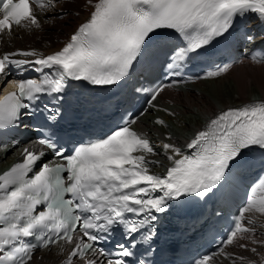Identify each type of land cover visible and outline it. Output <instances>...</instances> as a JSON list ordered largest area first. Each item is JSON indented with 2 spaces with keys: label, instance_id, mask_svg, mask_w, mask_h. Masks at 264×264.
<instances>
[{
  "label": "snow or ice",
  "instance_id": "obj_1",
  "mask_svg": "<svg viewBox=\"0 0 264 264\" xmlns=\"http://www.w3.org/2000/svg\"><path fill=\"white\" fill-rule=\"evenodd\" d=\"M59 3L0 0V35H11L14 26L42 30L39 17ZM87 6L88 17L61 49L47 55L34 49L0 55V81L13 70L17 77L29 70L41 74L39 78L13 77L4 84L5 88L16 84L18 91L0 95V134L19 128L26 117L40 118L43 113V123L35 129L41 132L37 142L52 153L45 161V151L25 147L22 161L0 174V264H30L38 247L47 249L60 241L72 245L63 264H157L146 259L155 252L156 214L166 213L171 201L190 196L226 203L232 170L247 163L248 150L264 153V102H259L220 112L186 145L177 146L169 134V142L159 145L171 162L164 175L150 171L159 162L147 157L156 156L158 146L132 127L139 116L127 120L120 116L121 122L110 134L66 155L60 146L59 124L67 112L64 93L69 81L110 87L126 82L135 66L156 62L163 75L174 78L173 83L151 90L148 104L156 108L153 102L165 88L191 79H185L189 65L230 45L240 20L256 14L264 22V0H87ZM246 39L254 42L251 35ZM229 70L228 65L216 67L199 78L220 77ZM134 91L147 89L141 86ZM47 96L52 99L44 102ZM159 110L176 116L167 108ZM154 123L169 128L165 119L156 118ZM183 148L192 151L185 153ZM57 158L62 162L57 163ZM259 183L264 184V178ZM252 210L264 214V198L256 202L246 196L217 252L196 264H207L234 242L260 255L257 247L237 240L238 233L248 234L241 238L264 246L255 227L241 223ZM127 214L139 218L130 219ZM116 227L122 229L124 239L109 252L101 244ZM225 255L232 264H264V255L259 261Z\"/></svg>",
  "mask_w": 264,
  "mask_h": 264
},
{
  "label": "bare ground",
  "instance_id": "obj_2",
  "mask_svg": "<svg viewBox=\"0 0 264 264\" xmlns=\"http://www.w3.org/2000/svg\"><path fill=\"white\" fill-rule=\"evenodd\" d=\"M91 11L87 6V0H60V3L53 11L41 15L42 30H25L14 26L11 35H0V55L16 50L34 49L45 55L61 49L68 41L69 35L86 20ZM79 13V15H77ZM251 35L254 42H249L246 37ZM234 39L241 44L242 48L250 49L260 42H264V22H261L256 14H250L240 20ZM32 59V58H26ZM250 65L251 68L242 66ZM166 95H170L168 98ZM167 98V99H166ZM264 102V66L252 65L250 63L235 66L228 73L220 77L193 84L184 89L164 90L153 103L157 108H167L176 113L175 117H169L166 112L161 111L160 115H150L153 108H149L146 114L134 126L140 134H146L151 142L157 147V155H148L147 158L157 160L159 166H153L150 171L163 174L171 164L159 147L161 141L169 142L166 138L169 134L173 136L177 146H183L184 142H190L194 134L202 130L211 119L217 114L229 108L242 107L248 103ZM189 116V117H188ZM156 118L165 119L169 128L154 123ZM19 149L11 148L6 156L0 154V171L8 167L7 163L18 161ZM183 151L185 148L182 149ZM141 153H136L140 155ZM246 220L252 221L249 227H255L256 235L264 239V214L252 210L246 214ZM248 235V234H246ZM241 237H237L239 241ZM242 244L249 247H257L260 255L253 254L247 249L233 245L228 247L211 264H232V260L226 257L225 253H233L236 257H245L249 260H260L264 255V246L252 245L249 240L244 239ZM234 246L236 250H234ZM59 247L56 245L49 250L40 253V261L34 259L30 264H54L59 258ZM237 264H242L237 261Z\"/></svg>",
  "mask_w": 264,
  "mask_h": 264
},
{
  "label": "rangeland",
  "instance_id": "obj_3",
  "mask_svg": "<svg viewBox=\"0 0 264 264\" xmlns=\"http://www.w3.org/2000/svg\"><path fill=\"white\" fill-rule=\"evenodd\" d=\"M244 68H251V66H250V65H244V66H242V69H244ZM167 96L169 97L170 95H166V97H167ZM168 97H167V98H168ZM167 98H166V99H167ZM159 109H161V107L153 108V112H151L150 115H152V114H153V115L156 114L155 116L160 115V112H161V111H160ZM188 117H189V116H188ZM243 240H244V239H240L239 242H243ZM234 250H236V247H235V246H234Z\"/></svg>",
  "mask_w": 264,
  "mask_h": 264
}]
</instances>
